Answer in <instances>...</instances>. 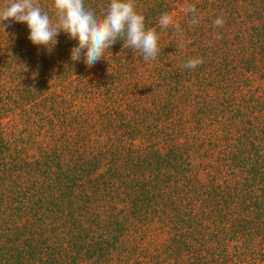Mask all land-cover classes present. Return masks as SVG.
<instances>
[{"label": "trees", "instance_id": "16d2710c", "mask_svg": "<svg viewBox=\"0 0 264 264\" xmlns=\"http://www.w3.org/2000/svg\"><path fill=\"white\" fill-rule=\"evenodd\" d=\"M134 2L153 60L0 22V264H264V0Z\"/></svg>", "mask_w": 264, "mask_h": 264}, {"label": "clouds", "instance_id": "9594fccd", "mask_svg": "<svg viewBox=\"0 0 264 264\" xmlns=\"http://www.w3.org/2000/svg\"><path fill=\"white\" fill-rule=\"evenodd\" d=\"M50 7L55 13V23L35 0H9L0 7V22L12 18L15 22L26 23L30 30L28 39L34 45L54 46L58 34L61 31L67 33L69 39L78 41V46L71 49V60L78 62L83 57V62L89 67L107 58L106 50L118 39L124 40V48H130L134 53L139 50L145 61L155 59L159 52L157 33L154 29L145 28V17L137 12L134 0H110L106 12L101 15L94 7H85L84 0H53ZM183 11L193 14L190 26L199 22L195 5H185ZM158 23L165 29L171 25L180 33V25L174 23L168 12L160 15ZM223 24L220 17L213 21L215 27ZM181 44L182 36L177 46ZM202 63V58H191L184 67L195 68Z\"/></svg>", "mask_w": 264, "mask_h": 264}]
</instances>
